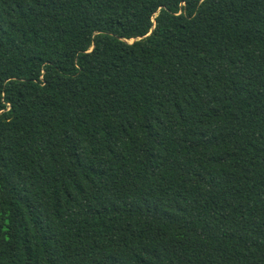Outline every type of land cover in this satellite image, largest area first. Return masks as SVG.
<instances>
[{"label":"trees","instance_id":"1","mask_svg":"<svg viewBox=\"0 0 264 264\" xmlns=\"http://www.w3.org/2000/svg\"><path fill=\"white\" fill-rule=\"evenodd\" d=\"M0 264H264V0H0Z\"/></svg>","mask_w":264,"mask_h":264}]
</instances>
